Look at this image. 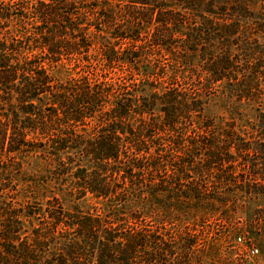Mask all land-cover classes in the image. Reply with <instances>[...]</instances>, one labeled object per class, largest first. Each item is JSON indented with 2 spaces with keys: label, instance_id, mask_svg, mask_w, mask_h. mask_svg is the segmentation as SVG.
I'll use <instances>...</instances> for the list:
<instances>
[{
  "label": "trees",
  "instance_id": "16d2710c",
  "mask_svg": "<svg viewBox=\"0 0 264 264\" xmlns=\"http://www.w3.org/2000/svg\"><path fill=\"white\" fill-rule=\"evenodd\" d=\"M262 195L264 0H0V264H215Z\"/></svg>",
  "mask_w": 264,
  "mask_h": 264
},
{
  "label": "rangeland",
  "instance_id": "374dc122",
  "mask_svg": "<svg viewBox=\"0 0 264 264\" xmlns=\"http://www.w3.org/2000/svg\"><path fill=\"white\" fill-rule=\"evenodd\" d=\"M70 74L75 73L64 70L60 72L63 78ZM254 115L255 111L248 109V117L254 118ZM231 151L236 150L232 148ZM83 205L86 207L88 204L84 202ZM232 223L239 224L243 229L236 235L229 234L226 240L225 230L227 231ZM199 224L201 233L206 232L212 237L218 252L222 248L223 253L216 257L215 264H264V195L247 200L232 216L229 226L228 222L221 219L202 221ZM238 236H241L240 240ZM255 248H258V251L252 253Z\"/></svg>",
  "mask_w": 264,
  "mask_h": 264
},
{
  "label": "built area",
  "instance_id": "2783aa9c",
  "mask_svg": "<svg viewBox=\"0 0 264 264\" xmlns=\"http://www.w3.org/2000/svg\"><path fill=\"white\" fill-rule=\"evenodd\" d=\"M237 238H238V240H240L241 236H238ZM257 251H258V248H255V249L252 250V253L257 252Z\"/></svg>",
  "mask_w": 264,
  "mask_h": 264
}]
</instances>
